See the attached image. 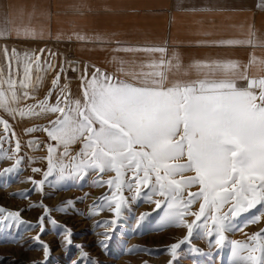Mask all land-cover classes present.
<instances>
[{
    "label": "snow or ice",
    "instance_id": "6c2138e0",
    "mask_svg": "<svg viewBox=\"0 0 264 264\" xmlns=\"http://www.w3.org/2000/svg\"><path fill=\"white\" fill-rule=\"evenodd\" d=\"M24 35L37 38L27 29ZM76 35L79 40L85 39ZM215 43L234 46L251 44V40ZM114 51L161 55L147 63L133 65L131 71L125 72L121 67L123 79L99 68L89 77L85 69L80 98H72L66 92L68 85H60V73H57L45 98L38 100L34 91L42 81L40 73L52 70L54 65L45 61V69L39 55L25 52L21 57L15 49L11 53L7 47L3 49L8 65L6 72L0 69V109L12 119L55 116L47 127L25 130L27 133L42 130L53 142L47 146L48 167L43 173L44 179L37 182L29 178L30 182L42 190L57 166L61 179L74 175L82 178L81 174L90 170L114 173L106 181H94L95 186L107 184L111 190V195H105L100 205L103 210V204H106L116 217L105 222V240L111 239L108 232L114 230L122 217V208L127 203L124 189L134 191L136 197L148 189L151 195L147 198L155 204L156 211L163 212V222L187 228V235L169 246L173 258L181 245L190 242L194 227H203L208 236L215 233V243L223 246L224 234L231 228L234 218L259 206V212L245 224L260 222L264 218V75L250 78L246 67L237 61L213 60L194 62L189 67L196 70L197 77L184 79L180 75L178 59L167 57L164 47H118ZM13 59L17 62L15 75L18 79L13 78ZM120 63L124 64L123 61ZM251 63H255V58ZM63 70L61 67V72ZM238 81L246 83L241 85ZM56 89H59L56 101L50 103ZM28 100L35 102L28 104ZM0 125L3 133L8 134H0L2 145L5 141L10 142L16 133L3 117H0ZM77 142L82 147L73 154L70 146ZM28 143L33 146L37 141ZM15 148L18 153L21 148L18 137ZM7 158L12 159L11 156ZM65 158L70 164L63 162ZM20 163L17 158L13 166L3 169L0 174L16 171ZM69 167L70 171L66 172ZM32 171L40 172L41 169L33 168ZM126 173H131L130 178L125 179ZM193 186L198 190L190 191ZM153 196L161 199L153 200ZM196 202H200L199 209L193 213L191 206ZM226 205L227 210H224ZM4 212L5 209L0 207V213ZM48 212L45 206L38 225H32L40 228V233L33 239L42 248L45 258L50 248L40 235L45 231ZM190 214L195 219L189 223L185 217ZM202 217L203 224H197ZM9 218L25 223L18 211H9L3 217L4 220ZM139 219L143 220L144 214ZM49 222L58 223L55 220ZM71 236V230H66L64 246L73 244ZM248 239L255 243L234 242L235 264H264V229ZM76 247L82 249L81 245ZM82 255L87 257L88 254L82 252Z\"/></svg>",
    "mask_w": 264,
    "mask_h": 264
},
{
    "label": "rangeland",
    "instance_id": "374dc122",
    "mask_svg": "<svg viewBox=\"0 0 264 264\" xmlns=\"http://www.w3.org/2000/svg\"><path fill=\"white\" fill-rule=\"evenodd\" d=\"M5 47L10 53L15 49L21 57L25 52L41 56V65L45 69L47 68L45 61L54 65L52 70L40 73L42 81L37 84L34 91L38 100L45 98L51 87V81L57 73H60V85H68L66 92L70 93L72 98L81 97L80 83L84 72L81 64H72L69 51L63 45L50 42L0 43V69L6 72L8 61L3 52ZM41 49L43 52L40 51ZM16 65L17 62L13 59L14 79H18L15 75ZM61 67L64 69L63 72ZM35 75L34 71L33 78ZM88 75L90 77L91 72ZM58 91L59 89L54 90L50 103L56 101ZM34 102L26 101L28 104ZM0 117L8 120L16 133V136L11 137L10 142L5 141L0 145V173L3 169L13 166L17 158L21 160L16 171L0 174V207L5 209L4 213H0V264H34V262L39 264H74V262L75 264H170V262L171 264H235L234 242L253 244L255 242L248 238L264 229V218L255 224H245L246 220L259 212L258 206L257 209L233 219L231 228L224 234L223 246L215 243L217 238L215 233L208 236L203 227H194L190 242L181 245L176 257L173 258L169 246L183 239L187 235V228L166 225L162 220L163 212L156 211L155 204L149 202L147 196L151 193L148 189H144L141 196L136 197L134 191L125 188L123 195L127 203L122 208V217L114 230L108 232L111 239L105 240L107 231L105 222L116 217L108 210L106 204H103V210H100V205L105 195H111V190L107 184L95 186L94 181L101 179L106 181L114 176V173H98L90 170L87 174L82 173V178L74 175L61 179L57 166L41 190L31 183L29 178L37 182L44 179L43 173L48 167L47 146L53 142L42 130L32 133H27L25 130L37 126L47 127L49 120L55 119V116L12 119L0 109ZM0 134L8 135L3 133L2 125H0ZM16 137L19 138L21 145L18 153L15 148ZM30 140H36L37 143L29 146ZM81 147L82 145L77 142L70 146V150L75 154L81 150ZM62 150L61 147L60 151ZM8 156L12 159H8ZM63 162L70 164L66 158ZM33 168H39L41 171L33 172ZM67 171H70V167L66 169ZM187 174L191 175V173ZM130 176L131 173H126L125 179ZM197 190L196 186L190 189V191ZM155 199L161 197L153 196V200ZM199 203L196 202L191 206V212H198ZM45 206L49 210L48 219L45 221V231L40 235V239L50 248L47 258L33 239L40 233V228L32 227L38 225V218L45 213ZM227 207L226 205L224 210H227ZM9 211H18L20 219L25 223L12 221L10 218L4 220L3 217L7 216ZM142 214L144 219L140 220ZM185 219L190 223L195 216L190 214ZM50 220L58 223L53 225ZM203 221L202 217L197 224L202 225ZM66 230H71L72 233L73 244L69 246L63 245V235ZM76 245H81L82 249H78ZM82 252H86L87 257H84Z\"/></svg>",
    "mask_w": 264,
    "mask_h": 264
},
{
    "label": "crops",
    "instance_id": "0c3cea01",
    "mask_svg": "<svg viewBox=\"0 0 264 264\" xmlns=\"http://www.w3.org/2000/svg\"><path fill=\"white\" fill-rule=\"evenodd\" d=\"M0 33V43L63 45L84 73L99 68L123 79L121 67L131 71L161 54L114 49L164 47L184 79L197 77L194 62L213 60L237 61L250 78L264 75V0H0Z\"/></svg>",
    "mask_w": 264,
    "mask_h": 264
},
{
    "label": "built area",
    "instance_id": "2783aa9c",
    "mask_svg": "<svg viewBox=\"0 0 264 264\" xmlns=\"http://www.w3.org/2000/svg\"><path fill=\"white\" fill-rule=\"evenodd\" d=\"M71 62H72L73 65L80 64L79 60L78 59H75L74 57H71Z\"/></svg>",
    "mask_w": 264,
    "mask_h": 264
},
{
    "label": "bare ground",
    "instance_id": "6f19581e",
    "mask_svg": "<svg viewBox=\"0 0 264 264\" xmlns=\"http://www.w3.org/2000/svg\"><path fill=\"white\" fill-rule=\"evenodd\" d=\"M80 62V61H79Z\"/></svg>",
    "mask_w": 264,
    "mask_h": 264
}]
</instances>
